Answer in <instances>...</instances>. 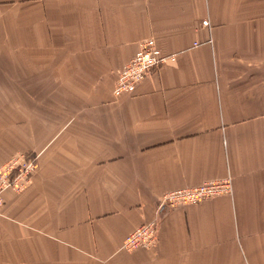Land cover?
Wrapping results in <instances>:
<instances>
[{
    "label": "crops",
    "instance_id": "1",
    "mask_svg": "<svg viewBox=\"0 0 264 264\" xmlns=\"http://www.w3.org/2000/svg\"><path fill=\"white\" fill-rule=\"evenodd\" d=\"M147 38L173 60L116 97ZM19 153L0 264H264V0H0V165ZM224 178L121 250L162 194Z\"/></svg>",
    "mask_w": 264,
    "mask_h": 264
},
{
    "label": "built area",
    "instance_id": "2",
    "mask_svg": "<svg viewBox=\"0 0 264 264\" xmlns=\"http://www.w3.org/2000/svg\"><path fill=\"white\" fill-rule=\"evenodd\" d=\"M202 24L206 26L208 22L205 20ZM168 60H173V56L162 54L152 38L141 40L138 43V50L136 53L124 64L118 74L114 84L113 94L118 97L124 94L134 93L138 84L150 73L158 70ZM24 169L27 170L26 173H17L14 176L11 167L0 168V205L4 202L3 195L7 192L6 189L14 185L17 191L22 183L26 182L27 175L29 172H32V168ZM230 190L231 180L229 178L220 181H206L199 186L166 193L159 207L196 204L222 192L227 193ZM156 243L157 223L153 221L134 230V232L124 240L123 246L124 248H132V246L137 245V247L148 248L155 246Z\"/></svg>",
    "mask_w": 264,
    "mask_h": 264
},
{
    "label": "rangeland",
    "instance_id": "3",
    "mask_svg": "<svg viewBox=\"0 0 264 264\" xmlns=\"http://www.w3.org/2000/svg\"><path fill=\"white\" fill-rule=\"evenodd\" d=\"M155 72V71H154ZM120 73V72H119ZM116 81V80H115ZM136 90V89H135ZM135 92V91H134ZM132 94H134V93H132ZM132 94H124V95H132ZM119 97V96H118ZM38 158H37V156L36 155H28V154H16V155H13L12 157H10L9 159H7L4 163H2L1 165H0V168H5V167H11L12 168V170H13V175L15 176L17 173H26L27 172V170H25L24 168H27V169H30V168H32V172L30 173H28V177H27V179H26V182L25 183H22V185H21V187L16 191V188L14 187V185H12L10 188H8V189H6L7 190V192L9 193V194H19V193H21L28 185H29V183L31 182V178L33 177V175L35 174V172H36V170H37V168H38V160H37ZM225 179V178H224ZM220 180H223V179H220ZM220 180H216V181H220ZM210 181H212V180H210ZM206 182V181H205ZM202 184V183H201ZM201 184H199V185H201ZM199 185H197V186H199ZM195 187V186H194ZM192 188V187H191ZM186 189V188H185ZM178 190H181V189H178ZM174 191H177V190H174ZM7 192H5V194L3 195V197H4V202H3V204L2 205H0V210H1V208L2 207H4V205L6 204V202H7V199H6V197H5V195L7 194ZM169 192H172V191H168V192H165L164 194H162V196H161V198H160V201H159V204L161 203V201H162V199H163V196L166 194V193H169ZM231 193V190L229 191V192H222V193H220V194H218V195H216V196H214V197H212V198H215V197H218V196H222V195H229ZM212 198H209V199H212ZM209 199H206V200H209ZM205 201V200H204ZM201 202H203V201H201ZM201 202H198V203H196V204H180V205H176V206H173V207H168V206H166L167 207V211H169L170 209H172V208H175V207H178V206H188V205H197V204H199V203H201ZM159 204H158V210L161 208V207H159ZM158 210H157V213H158ZM157 213H156V219L155 220H153V221H155L156 223H157V242H158V228H159V219H158V217H157ZM153 221H151V222H153ZM148 223H150V222H148ZM148 223H143V224H141L140 226H142V225H145V224H148ZM140 226H138L137 228H135L134 230H136V229H138V228H140ZM134 230L130 233V234H128L124 239H123V241H122V243H121V250H123V251H131V250H134V249H137V248H144V249H150V248H153V247H155V246H153V247H148V248H145V247H137V245H134V246H132V248L131 247H129V248H124V246H123V244H124V240L128 237V236H130L133 232H134ZM157 244V243H156Z\"/></svg>",
    "mask_w": 264,
    "mask_h": 264
},
{
    "label": "water",
    "instance_id": "4",
    "mask_svg": "<svg viewBox=\"0 0 264 264\" xmlns=\"http://www.w3.org/2000/svg\"><path fill=\"white\" fill-rule=\"evenodd\" d=\"M166 212H167V207L166 206H162L158 210L157 217H158L159 221H161V219L164 217V215L166 214Z\"/></svg>",
    "mask_w": 264,
    "mask_h": 264
}]
</instances>
